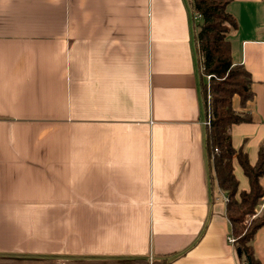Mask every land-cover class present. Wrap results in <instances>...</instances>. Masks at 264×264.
Returning a JSON list of instances; mask_svg holds the SVG:
<instances>
[{
	"label": "crops",
	"instance_id": "0c3cea01",
	"mask_svg": "<svg viewBox=\"0 0 264 264\" xmlns=\"http://www.w3.org/2000/svg\"><path fill=\"white\" fill-rule=\"evenodd\" d=\"M227 11L254 92L231 141L253 164L264 0ZM198 22L188 0H0V258L243 264L205 151ZM251 246L264 264V225Z\"/></svg>",
	"mask_w": 264,
	"mask_h": 264
},
{
	"label": "trees",
	"instance_id": "16d2710c",
	"mask_svg": "<svg viewBox=\"0 0 264 264\" xmlns=\"http://www.w3.org/2000/svg\"><path fill=\"white\" fill-rule=\"evenodd\" d=\"M188 1L192 19L194 15H200L199 22L195 24V44L205 118L211 119L210 124L205 126L208 165L213 173V180L227 196L225 214L230 222L233 243L241 250L245 260L249 259L251 264H259L253 256L251 241L257 229L264 225V207L261 208L264 186L260 182L264 176V142L259 144L256 161L252 164L243 144L235 147L230 134L234 124L251 121L249 113L234 109L233 100L237 97L242 109L247 102L253 100V78L243 64L234 63L231 57L228 34L236 29L237 22L227 11L229 0ZM208 75L210 77L207 79ZM234 161H237L247 178V189L239 188V180L234 173ZM253 215L256 216L252 217ZM21 260L24 259L1 257L0 264H22ZM47 261L49 263L53 260ZM49 264L173 263L166 258L149 261L146 257H136L114 261L66 259Z\"/></svg>",
	"mask_w": 264,
	"mask_h": 264
},
{
	"label": "built area",
	"instance_id": "2783aa9c",
	"mask_svg": "<svg viewBox=\"0 0 264 264\" xmlns=\"http://www.w3.org/2000/svg\"><path fill=\"white\" fill-rule=\"evenodd\" d=\"M193 20H195V21H198V20H200V15H194L193 16ZM210 77V75H208L207 76V79ZM210 117H207L205 120H204V125L206 126V125H209L210 124ZM264 199V198H263ZM224 200H225V202H226V200H227V196L225 195L224 196ZM262 207H264V200L262 201V204H261V208ZM228 241L230 242V243H233L234 242V238L232 237V236H229L228 238Z\"/></svg>",
	"mask_w": 264,
	"mask_h": 264
},
{
	"label": "water",
	"instance_id": "95a60500",
	"mask_svg": "<svg viewBox=\"0 0 264 264\" xmlns=\"http://www.w3.org/2000/svg\"><path fill=\"white\" fill-rule=\"evenodd\" d=\"M237 254H238V256L241 255V250H240V249H237ZM243 264H251V261H250L249 259H247V260H245V261L243 262Z\"/></svg>",
	"mask_w": 264,
	"mask_h": 264
},
{
	"label": "rangeland",
	"instance_id": "374dc122",
	"mask_svg": "<svg viewBox=\"0 0 264 264\" xmlns=\"http://www.w3.org/2000/svg\"><path fill=\"white\" fill-rule=\"evenodd\" d=\"M257 214H260V213H257ZM257 214H256V215H257ZM256 215H253L252 217H255ZM252 217H251V218H252ZM248 219H249V218H248ZM246 223H247V222H246ZM149 261H150V260H149Z\"/></svg>",
	"mask_w": 264,
	"mask_h": 264
}]
</instances>
